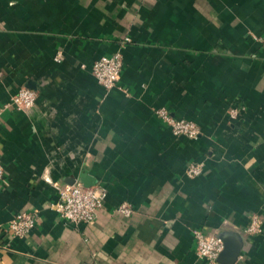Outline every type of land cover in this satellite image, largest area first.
<instances>
[{"label": "crops", "instance_id": "crops-1", "mask_svg": "<svg viewBox=\"0 0 264 264\" xmlns=\"http://www.w3.org/2000/svg\"><path fill=\"white\" fill-rule=\"evenodd\" d=\"M263 43L264 0H0V104L37 93L0 117V264H221L196 231L235 232L234 264H264ZM115 53L108 91L92 70ZM162 107L199 137L175 136ZM73 180L106 191L91 225L51 208ZM21 211L37 225L14 239Z\"/></svg>", "mask_w": 264, "mask_h": 264}, {"label": "built area", "instance_id": "built-area-1", "mask_svg": "<svg viewBox=\"0 0 264 264\" xmlns=\"http://www.w3.org/2000/svg\"><path fill=\"white\" fill-rule=\"evenodd\" d=\"M129 40L127 39V42ZM264 48V43H263ZM59 55L58 60H60ZM123 70V63L120 53H115L111 57H102L93 65V75L97 81L108 91L115 88L120 79ZM37 102V93L26 87H22L11 97L8 104H0V117L3 111L8 107H14L18 110L28 111L32 109ZM156 116L172 130L178 137H185L190 140H196L200 135V129L195 122L184 119H177L170 111L165 108H158ZM202 167L198 164H192L188 167L186 173L189 177H197L202 174ZM5 177L4 166L0 162V182ZM58 193V199L51 204L59 217L66 223L75 225H91L95 222L99 211L104 207L106 200V191L100 185L85 186L80 181L73 184H53ZM119 211L125 214L132 213V209L123 204ZM261 219L257 216L251 217V224L246 233L255 234L261 231ZM37 225L36 214L32 211H21L17 213L6 225L5 231L14 239L27 237ZM197 243V252L199 256L211 263H217L220 253L224 249L222 239L216 234H207L202 231L195 232Z\"/></svg>", "mask_w": 264, "mask_h": 264}, {"label": "water", "instance_id": "water-1", "mask_svg": "<svg viewBox=\"0 0 264 264\" xmlns=\"http://www.w3.org/2000/svg\"><path fill=\"white\" fill-rule=\"evenodd\" d=\"M75 180L67 182L66 184H73ZM85 186H91L94 184H89L86 181H80ZM219 237L222 239L224 244V249L218 257V262L221 264H234L239 257L242 241L239 238L238 234L235 232H225Z\"/></svg>", "mask_w": 264, "mask_h": 264}]
</instances>
